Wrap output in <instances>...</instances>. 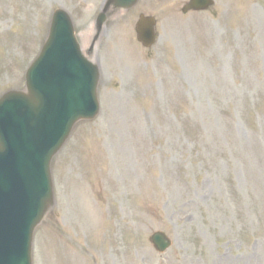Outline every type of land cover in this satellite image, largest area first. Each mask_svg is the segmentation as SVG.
Here are the masks:
<instances>
[{"label":"rangeland","instance_id":"obj_1","mask_svg":"<svg viewBox=\"0 0 264 264\" xmlns=\"http://www.w3.org/2000/svg\"><path fill=\"white\" fill-rule=\"evenodd\" d=\"M140 0L96 45L101 112L52 163L34 264H264V0ZM105 0H0V97L25 89L52 13L83 49ZM141 15L158 41H137ZM86 44L83 43V37ZM164 232L173 246L149 242Z\"/></svg>","mask_w":264,"mask_h":264},{"label":"water","instance_id":"obj_2","mask_svg":"<svg viewBox=\"0 0 264 264\" xmlns=\"http://www.w3.org/2000/svg\"><path fill=\"white\" fill-rule=\"evenodd\" d=\"M137 1H107L95 22L89 57L77 42L70 15L56 9L41 53L27 71L26 91L0 98V264H33L35 229L54 206L51 163L75 126L100 112V70L91 53L107 21ZM212 5L211 0H192L184 12ZM137 33L151 47L155 21L141 17ZM150 241L160 252L171 246L163 233Z\"/></svg>","mask_w":264,"mask_h":264},{"label":"bare ground","instance_id":"obj_3","mask_svg":"<svg viewBox=\"0 0 264 264\" xmlns=\"http://www.w3.org/2000/svg\"><path fill=\"white\" fill-rule=\"evenodd\" d=\"M82 38H83V43L86 44L87 42L86 38H84V36Z\"/></svg>","mask_w":264,"mask_h":264}]
</instances>
